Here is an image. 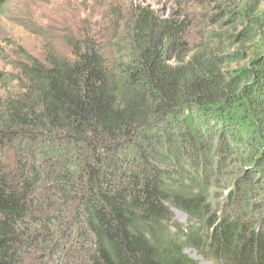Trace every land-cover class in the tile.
<instances>
[{"label": "trees", "instance_id": "1", "mask_svg": "<svg viewBox=\"0 0 264 264\" xmlns=\"http://www.w3.org/2000/svg\"><path fill=\"white\" fill-rule=\"evenodd\" d=\"M131 30L125 48L83 35L66 56L0 73V264H197L186 252L197 247L218 264H264V195L246 205L264 146L245 143L249 170L220 218L201 176L210 129H225L223 158L237 145L229 110L264 126V31L250 65L225 74L214 56L186 58L183 24L144 11Z\"/></svg>", "mask_w": 264, "mask_h": 264}, {"label": "rangeland", "instance_id": "2", "mask_svg": "<svg viewBox=\"0 0 264 264\" xmlns=\"http://www.w3.org/2000/svg\"><path fill=\"white\" fill-rule=\"evenodd\" d=\"M263 10L264 0H9L0 8V73L14 72L26 56L39 58L50 51L66 56L67 39L83 35L105 31L125 48L134 21L144 11L154 20L183 24L189 41L186 58L194 54L214 56L223 73H233L250 65L260 51L264 28L259 19ZM247 34L250 35L245 38ZM227 113L235 118L226 123L230 134L225 141L229 143L233 137L237 145L230 147L229 154L223 158L224 150L219 142L225 129L219 124V135L217 130L210 129V169L201 173L207 183L202 202L208 207L207 215L215 213L217 218L231 209L227 204L228 185L236 178L240 180L249 170L243 165L248 151L245 143L256 137L257 146H264V126L250 129L235 108ZM222 118L225 119V114ZM250 175L252 191L247 206L257 204L259 195H264L262 167L256 166ZM173 214V221L184 230L189 225L188 218L180 212ZM186 252H190V258L197 264H218L207 248Z\"/></svg>", "mask_w": 264, "mask_h": 264}]
</instances>
